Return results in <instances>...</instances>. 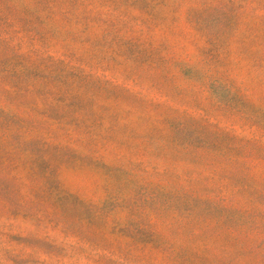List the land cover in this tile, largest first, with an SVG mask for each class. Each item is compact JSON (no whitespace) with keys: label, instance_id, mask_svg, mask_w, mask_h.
Segmentation results:
<instances>
[{"label":"rangeland","instance_id":"1","mask_svg":"<svg viewBox=\"0 0 264 264\" xmlns=\"http://www.w3.org/2000/svg\"><path fill=\"white\" fill-rule=\"evenodd\" d=\"M0 264H264V0H0Z\"/></svg>","mask_w":264,"mask_h":264}]
</instances>
